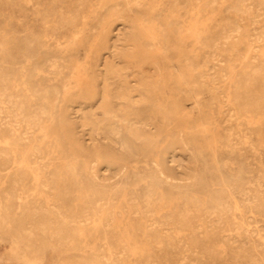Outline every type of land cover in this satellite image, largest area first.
<instances>
[{"label": "rangeland", "instance_id": "374dc122", "mask_svg": "<svg viewBox=\"0 0 264 264\" xmlns=\"http://www.w3.org/2000/svg\"><path fill=\"white\" fill-rule=\"evenodd\" d=\"M0 264H264V0H0Z\"/></svg>", "mask_w": 264, "mask_h": 264}, {"label": "bare ground", "instance_id": "6f19581e", "mask_svg": "<svg viewBox=\"0 0 264 264\" xmlns=\"http://www.w3.org/2000/svg\"><path fill=\"white\" fill-rule=\"evenodd\" d=\"M53 3V2H52ZM51 18V17H50ZM65 22V21H64ZM72 22V21H71ZM73 23V22H72ZM67 24V23H66ZM66 30V29H65ZM68 32V31H67ZM33 43V42H32ZM146 68V67H145ZM215 68V67H214ZM145 70V69H144ZM215 75V74H214ZM200 77V76H199ZM223 78V77H222ZM201 80V79H200ZM201 86H202V84H201ZM222 96V95H221ZM224 100V99H223ZM243 102V101H242ZM239 108V107H238ZM237 108V109H238ZM240 110V109H239ZM105 114V113H104ZM258 114H259V112H258ZM238 115V114H237ZM242 115H243V113H242ZM241 115V113H240V116H242ZM263 115V114H262ZM245 116V115H244ZM231 118V117H230ZM241 124V123H240ZM248 127V126H247ZM251 133V132H250ZM23 134V133H22ZM20 135V134H19ZM26 135V134H25ZM252 136V135H251ZM255 143V142H254ZM263 146V145H262ZM254 148V147H253ZM251 151H253V150H251ZM253 153V152H252ZM262 153V152H261ZM260 155V154H259ZM33 156V155H32ZM260 157V156H259ZM95 160H97V159H95ZM19 161V160H18ZM29 162V161H28ZM6 164V163H5ZM13 167V166H12ZM9 170V169H8ZM222 181V180H221ZM180 182V181H179ZM26 184V183H25ZM225 185V184H224ZM214 192H215V190H214ZM222 192V191H221ZM230 193V192H229ZM218 194V193H217ZM194 204V203H193ZM194 206H195V204H194ZM83 207V206H82ZM27 209V208H26ZM171 209V208H170ZM173 209V208H172ZM199 211V210H198ZM202 218V217H201ZM31 221V220H30ZM75 221V220H74ZM34 226V225H33ZM167 227V226H166ZM154 230V229H153ZM170 230V229H169ZM31 231V230H30ZM22 233V232H21ZM61 233V232H60ZM33 234V233H32ZM34 235V234H33ZM34 238V237H33ZM85 257V256H84ZM71 259V258H70ZM73 261V260H72ZM82 263V262H81Z\"/></svg>", "mask_w": 264, "mask_h": 264}]
</instances>
